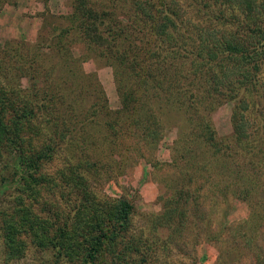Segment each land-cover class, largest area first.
<instances>
[{
    "label": "trees",
    "instance_id": "1",
    "mask_svg": "<svg viewBox=\"0 0 264 264\" xmlns=\"http://www.w3.org/2000/svg\"><path fill=\"white\" fill-rule=\"evenodd\" d=\"M74 1L72 14L81 18L83 38L133 78L138 89L150 85L156 97L163 93L165 100L185 105L188 116L199 118L206 129L210 121L197 107L217 97L230 101L231 139L242 145L246 140L249 148L246 120L253 119L264 166V0H207L206 5L193 0L197 4L189 8L178 0H123L131 2L137 19L123 21ZM19 44L23 52L0 47V193L9 199L0 207L5 257L19 258L32 248L49 254L48 261L40 258L44 264H148L151 249L131 233L133 205L124 197L95 194L76 172L68 178L62 173L68 198L63 191L56 199L43 196L50 180L42 167L65 134L49 116L67 106L66 86L50 87L47 70L35 62L43 52ZM118 81L122 100L132 107L141 93ZM94 105L102 108L92 103L91 113ZM176 195L155 216V225L179 235L188 192Z\"/></svg>",
    "mask_w": 264,
    "mask_h": 264
},
{
    "label": "rangeland",
    "instance_id": "2",
    "mask_svg": "<svg viewBox=\"0 0 264 264\" xmlns=\"http://www.w3.org/2000/svg\"><path fill=\"white\" fill-rule=\"evenodd\" d=\"M82 1L112 19H136L130 1ZM178 1L188 8L197 4ZM12 2L0 0V47L23 52L19 43L33 44L34 51L43 52L35 62L47 70V84L66 86L67 106L49 116L65 134L42 167L50 180L43 196L56 199L64 190L62 173L68 178L76 172L95 194L124 197L133 205L131 233L151 249L148 264H264V166L254 120H246L251 148L246 140L243 145L232 140V103L217 97L205 107L198 104L197 112L210 121L206 129L199 118L188 116L185 105L165 100L163 93L156 97L150 85L138 89L133 78L88 43L78 27L81 18L72 14L74 0ZM260 75L264 86V63ZM119 78L141 93L132 107L121 98ZM92 103L102 108L94 105L91 113ZM181 189L188 195L178 235L156 226L155 216ZM3 196L0 207L9 201ZM48 257L29 248L7 259L0 240V264H44L40 258Z\"/></svg>",
    "mask_w": 264,
    "mask_h": 264
}]
</instances>
